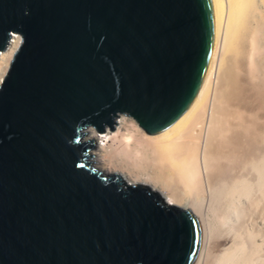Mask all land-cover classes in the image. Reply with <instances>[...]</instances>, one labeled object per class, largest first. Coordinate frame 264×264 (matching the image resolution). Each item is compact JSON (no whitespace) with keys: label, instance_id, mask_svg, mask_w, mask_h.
<instances>
[{"label":"water","instance_id":"1","mask_svg":"<svg viewBox=\"0 0 264 264\" xmlns=\"http://www.w3.org/2000/svg\"><path fill=\"white\" fill-rule=\"evenodd\" d=\"M0 264H191L198 222L90 164L84 129L119 115L145 133L196 95L210 0H0Z\"/></svg>","mask_w":264,"mask_h":264},{"label":"bare ground","instance_id":"2","mask_svg":"<svg viewBox=\"0 0 264 264\" xmlns=\"http://www.w3.org/2000/svg\"><path fill=\"white\" fill-rule=\"evenodd\" d=\"M210 5L212 54L186 110L150 134L131 117L119 115L114 131L105 127L98 133L88 126L81 142L97 141L89 159L103 175L144 186L196 218L200 240L191 264L211 258H202L209 245L198 202L204 193L224 220L234 222L228 245L210 263L264 264V114L242 111L245 97L259 95L264 102V0H210ZM21 42L19 35L12 37L0 53V85ZM186 195L193 197L189 207L182 205L191 199Z\"/></svg>","mask_w":264,"mask_h":264},{"label":"rangeland","instance_id":"3","mask_svg":"<svg viewBox=\"0 0 264 264\" xmlns=\"http://www.w3.org/2000/svg\"><path fill=\"white\" fill-rule=\"evenodd\" d=\"M251 93L253 94L254 92L251 91ZM242 102H243L242 104L246 107V109H242V111H245L247 113L246 115H249L251 113L254 114L257 111H259V113H261L262 115L264 114V102L260 101L259 95H256V96L253 95V97H251V98L245 97ZM260 105H261V107L259 108ZM258 108H259V110H258ZM96 144H97V141H94V147L93 148H95ZM91 167H93L92 164H91ZM101 173H102V175L104 174L103 172H101ZM207 194L208 193H206V196H205V193H204L203 194L204 197L203 196L200 197L198 202H199V205L201 208L200 210H201V214H202V215H200V216H202V217H200L201 221H202V230H204L203 233H204V235H206L205 236L206 238L204 237V239H205L206 243H207V241H209L207 243V244H209L207 249H206V244L204 246V249H203L204 254L202 252V254H203L202 258L205 259V256L208 258V256L210 255L211 258H209L206 261V264H211L213 262V260L216 258V256L219 253H221V249H223L226 245H228L229 241L227 238L232 232L234 222L231 220H226V218L224 220V217H223L224 214L221 212L219 207L217 208V203L214 204L212 199H210V197ZM186 196H187V198L191 197V199L184 200L185 202H182V205L189 207L190 204L188 202H190V200L192 202L193 197L191 195H186ZM205 197H206V199H205ZM209 199L211 201L210 203H208ZM200 201H204V202H200ZM206 206H208V207H206ZM215 213H217V214H215ZM221 214H223V215H221ZM251 221H252V218H250V217L248 219H246L247 224L248 223L250 224ZM229 227H231V229ZM229 230H230V233H229ZM222 241L224 242V244L222 246L215 247L218 243H220ZM212 242H213V244H212ZM214 254H215V256H214ZM212 255L215 258L212 257Z\"/></svg>","mask_w":264,"mask_h":264},{"label":"clouds","instance_id":"4","mask_svg":"<svg viewBox=\"0 0 264 264\" xmlns=\"http://www.w3.org/2000/svg\"><path fill=\"white\" fill-rule=\"evenodd\" d=\"M14 35H17V34H13L12 37H14ZM19 36H20V35H19ZM20 38H21V36H20ZM11 39H12V38H11ZM11 39H10V40H11ZM10 40H9L8 44L10 43ZM21 40H22V38H21ZM21 43H22V42H21ZM8 44H7V45H8ZM0 53H1V52H0Z\"/></svg>","mask_w":264,"mask_h":264},{"label":"built area","instance_id":"5","mask_svg":"<svg viewBox=\"0 0 264 264\" xmlns=\"http://www.w3.org/2000/svg\"><path fill=\"white\" fill-rule=\"evenodd\" d=\"M16 36H18V35H14V37H16ZM11 41V40H10Z\"/></svg>","mask_w":264,"mask_h":264}]
</instances>
